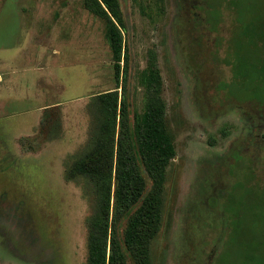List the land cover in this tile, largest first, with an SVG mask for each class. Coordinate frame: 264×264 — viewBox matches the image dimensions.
I'll use <instances>...</instances> for the list:
<instances>
[{
    "label": "rangeland",
    "instance_id": "1",
    "mask_svg": "<svg viewBox=\"0 0 264 264\" xmlns=\"http://www.w3.org/2000/svg\"><path fill=\"white\" fill-rule=\"evenodd\" d=\"M195 1L118 0L125 28L117 79L106 23L84 0H0V85L39 98L6 93L0 114L52 105L0 120V264H86L94 196L87 180L67 174L98 126V94L117 91L130 125L142 113L150 51L176 152L151 263H214L227 224L209 203L233 151L264 148V109L243 104L253 99L248 90H217L230 69L219 66V53L211 58L214 36L192 23Z\"/></svg>",
    "mask_w": 264,
    "mask_h": 264
},
{
    "label": "trees",
    "instance_id": "2",
    "mask_svg": "<svg viewBox=\"0 0 264 264\" xmlns=\"http://www.w3.org/2000/svg\"><path fill=\"white\" fill-rule=\"evenodd\" d=\"M84 6L106 23L119 79L125 28L119 2L84 0ZM191 19L199 32L214 36L211 58L219 53V66L230 69L217 90H248L253 99L243 104L264 109V0H196ZM141 84L144 107L131 125L117 91L96 96L98 126L67 174L87 180L94 196L86 219V264H152L150 246L161 228L167 171L176 155L152 51ZM211 201L227 224L213 264H264L263 147L233 151L224 186Z\"/></svg>",
    "mask_w": 264,
    "mask_h": 264
},
{
    "label": "crops",
    "instance_id": "3",
    "mask_svg": "<svg viewBox=\"0 0 264 264\" xmlns=\"http://www.w3.org/2000/svg\"><path fill=\"white\" fill-rule=\"evenodd\" d=\"M4 85H0V96H3L4 94L6 93H11L12 95H15V96H24L26 98H29L31 97L32 99V102H37L39 101V98L36 96V94H34L35 92L31 91L30 93L28 92H19V90L17 92H14L16 90V87H17V84L12 88L11 91L7 90V89H3ZM58 105V104H56ZM56 105H53L56 106ZM52 108V105H43V106H38L37 104L33 107H29L28 109H25V110H21V111H15V112H11V113H6V114H0V120H7L9 118H12V116L16 115V114H26L27 116H29V114H43L44 111L48 110ZM32 120H33V117H32ZM29 122V120H28ZM33 122V121H31ZM33 124V123H31ZM16 127H19L20 126V123H17L15 125ZM30 129V127H29ZM30 133V131H29ZM29 133H24V134H21L23 136H26L28 135ZM16 140V139H15ZM16 144L18 145V147H21V143L19 142V139L16 140ZM21 149V148H20Z\"/></svg>",
    "mask_w": 264,
    "mask_h": 264
}]
</instances>
